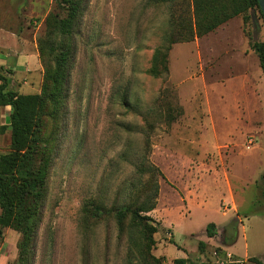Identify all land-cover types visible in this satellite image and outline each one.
Returning a JSON list of instances; mask_svg holds the SVG:
<instances>
[{"label":"rangeland","instance_id":"obj_1","mask_svg":"<svg viewBox=\"0 0 264 264\" xmlns=\"http://www.w3.org/2000/svg\"><path fill=\"white\" fill-rule=\"evenodd\" d=\"M78 1L73 35L63 38L51 19L63 17L59 0H0L7 91L50 93L46 67L54 71L60 47L71 50L64 106L48 103L40 118V136L55 154L32 264H136L138 242L129 249L116 212L143 205L156 185V208L143 214L158 225L153 256L228 264L224 229L232 243L239 238L230 249L243 258L232 256L236 264H262L264 136L247 149L258 135L246 134L249 111L264 126V73L251 48L264 43L260 10L183 43L192 0ZM162 44L172 45L166 70L163 59L154 64ZM11 112L0 108V156L11 151ZM209 224L222 228L212 241ZM20 241L3 230L0 264H17Z\"/></svg>","mask_w":264,"mask_h":264},{"label":"trees","instance_id":"obj_2","mask_svg":"<svg viewBox=\"0 0 264 264\" xmlns=\"http://www.w3.org/2000/svg\"><path fill=\"white\" fill-rule=\"evenodd\" d=\"M59 1L64 13L63 17L51 18L55 33L63 38L71 37L80 14V2L78 0ZM190 8L194 23L191 26L190 38L180 41L183 43L206 37L249 10H260L257 0H192ZM260 14L264 19L261 10ZM253 15L258 21L256 14L253 13L250 18L252 24ZM168 37L170 39L171 35ZM172 45L166 47L162 44L154 49V64H157L161 58L163 68L167 69L166 57ZM251 48L257 54L264 73V43L254 42ZM70 59V48L60 47L55 55L54 71L46 67L47 85L51 84L52 91L50 93L44 91L41 97L19 96L7 91L9 80L3 75L5 69L0 67V108L11 107L12 109L9 127L11 151L0 156V236L4 229L20 234L17 264H32L34 260L33 246L41 222L49 172L55 154V145L43 141L40 136V118L48 103L55 108L64 106L69 82ZM155 69V67L152 68L151 72H155ZM157 172L160 174V171L157 170ZM260 181L263 183L262 194L264 195V175ZM158 196L159 186L156 185L143 205L121 208L116 212L118 231L127 234L129 249L131 250L138 242L136 251H132L136 264H165L164 259L152 255V250L157 244L154 236L158 233V225L155 226L152 219L143 216L155 210ZM94 211L95 216L101 215L102 210L99 207H95ZM206 234L209 239L216 237V226L208 225ZM205 248L204 243L199 244L200 251ZM129 264H133V259H130ZM173 264L206 263L177 259Z\"/></svg>","mask_w":264,"mask_h":264},{"label":"crops","instance_id":"obj_3","mask_svg":"<svg viewBox=\"0 0 264 264\" xmlns=\"http://www.w3.org/2000/svg\"><path fill=\"white\" fill-rule=\"evenodd\" d=\"M259 30V29H258ZM0 67H2V64L0 65ZM250 113H251V111H249V120H248V122H247V124H248V126H249V130L247 131V136L248 135H250V134H253V133H255L256 135H258L257 136V143H258V141H259V138H263V136H264V126L262 125V123H261V121L259 120V119H255L254 117L253 118H251V115H250ZM244 114H248V112L246 113L244 110H241L240 111V113H239V115H244ZM257 143H256V145H257ZM256 179V178H255ZM232 197H234V189H232L231 188V191L226 195V198H227V200L229 201V202H231V199H233ZM246 219V218H245ZM210 225V224H209ZM215 226H216V232H217V235L219 234H221V232H222V228H221V226H219V225H216V224H214ZM223 233H224V242H223V244L221 243V248L225 251V252H227L228 253V255H231V256H233V257H236V258H238V259H243L242 257H239V256H237L236 254H233L231 251H230V249H232V247H234V245H236L237 243H238V241H239V238H237V240L235 241V242H233L232 243V241H230V240H228L226 237L228 236L227 235V231H225L224 229H223ZM217 235H216V237H217ZM211 241L212 240H214V238L213 239H210ZM202 243H204L205 245L206 244H208V242L207 241H205V242H202ZM249 258H260L261 259V257H250V256H246V258H244V260H247V259H249ZM186 259V258H185ZM262 260V259H261ZM262 264H264V261L262 260Z\"/></svg>","mask_w":264,"mask_h":264},{"label":"built area","instance_id":"obj_4","mask_svg":"<svg viewBox=\"0 0 264 264\" xmlns=\"http://www.w3.org/2000/svg\"><path fill=\"white\" fill-rule=\"evenodd\" d=\"M247 143H248L247 149H251L253 146L256 145L257 140L254 137H249ZM228 260H229L228 264H236V263H238L237 261L233 260V257L231 255H228Z\"/></svg>","mask_w":264,"mask_h":264},{"label":"water","instance_id":"obj_5","mask_svg":"<svg viewBox=\"0 0 264 264\" xmlns=\"http://www.w3.org/2000/svg\"><path fill=\"white\" fill-rule=\"evenodd\" d=\"M258 1V4H259V7H260V10H261V13L264 17V0H257ZM253 26H254V32H257L258 29H259V23L258 21L256 20L255 16L253 15Z\"/></svg>","mask_w":264,"mask_h":264}]
</instances>
